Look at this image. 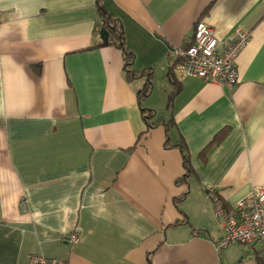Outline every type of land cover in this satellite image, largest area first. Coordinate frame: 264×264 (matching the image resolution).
I'll return each mask as SVG.
<instances>
[{"label": "crops", "instance_id": "0c3cea01", "mask_svg": "<svg viewBox=\"0 0 264 264\" xmlns=\"http://www.w3.org/2000/svg\"><path fill=\"white\" fill-rule=\"evenodd\" d=\"M103 2L143 77L127 78L117 45L91 48L102 41L97 0H0V264L34 254L64 264H259L264 242L222 245L209 188L230 209L264 186V0ZM199 20L220 49L235 30L252 33L236 86L182 74L175 50ZM151 73L153 89L166 85L165 113L146 99L153 89L139 96ZM141 107L163 119L147 138Z\"/></svg>", "mask_w": 264, "mask_h": 264}, {"label": "built area", "instance_id": "2783aa9c", "mask_svg": "<svg viewBox=\"0 0 264 264\" xmlns=\"http://www.w3.org/2000/svg\"><path fill=\"white\" fill-rule=\"evenodd\" d=\"M252 33L237 29L229 44L219 48V39L214 29L204 20L196 24L192 41L175 50L180 63L179 68L185 76H196L208 81H216L226 87H234L240 82L237 58L240 52L250 43ZM209 196L216 200L215 213L221 219L224 238L222 245L238 242L255 245L264 242V186H254L250 193L228 209L217 200V193L209 188ZM72 243L79 241L73 233L68 239ZM28 264H64L57 258L43 254L31 255Z\"/></svg>", "mask_w": 264, "mask_h": 264}, {"label": "trees", "instance_id": "16d2710c", "mask_svg": "<svg viewBox=\"0 0 264 264\" xmlns=\"http://www.w3.org/2000/svg\"><path fill=\"white\" fill-rule=\"evenodd\" d=\"M97 4L99 7V12L102 16V23L97 26V29H100L99 30L100 38L102 39V37H101V30L102 29H106V31H108L109 37H108L107 42H105L102 39V41L99 42V44L94 45L91 48H94L95 46L105 45V44L117 45L118 47H120V49L124 53V57H125V61H126L125 70H126L127 78L132 79V78H137V77H143L145 72L144 73L143 72L137 73L132 69V65H133V61H134V53L130 50V48L128 47V45L126 43V32H125V29H124L122 22L118 18H116L112 13H110L108 11L103 0H97ZM175 66H176V64L171 66V70L169 73V76L171 77V80L174 82V84L176 83V80L174 78ZM150 70L152 72V69H150ZM152 89H153V80H152V73H151V74L147 75L144 85L139 90L140 98L142 99L144 97L149 96L152 92ZM179 90H180V88L177 87L176 90H174L173 93L170 95L169 103H168L169 107L172 105V103H173L176 95L178 94ZM141 110L143 113V117L147 123V130L141 134V137L147 138L151 133V129H153L156 125L162 124L163 119H157L155 110L152 108L141 107ZM154 119H156V120H154ZM166 125H169V124L166 123ZM227 132H228V129H224V130L220 131L215 136V138L204 148V150H203V156L204 157L206 156L207 151L212 146H214L216 144H220L223 141ZM173 146L174 147L177 146L182 150V152H186V147L183 143L174 144ZM184 164H185V167L187 170L186 171V176H187L189 174V172L191 171V165L189 164V158L186 155V153H184ZM179 200H181V199H179ZM257 260H258L259 264H264V255H262L261 252H257Z\"/></svg>", "mask_w": 264, "mask_h": 264}, {"label": "rangeland", "instance_id": "374dc122", "mask_svg": "<svg viewBox=\"0 0 264 264\" xmlns=\"http://www.w3.org/2000/svg\"><path fill=\"white\" fill-rule=\"evenodd\" d=\"M157 84L158 85H155V88L153 89V93L151 94V96H149L146 99H151L150 102H152L154 104V109L156 111H159L161 114L162 112L165 113L167 110L165 107L167 104L166 103V95H167L166 85L164 83H157Z\"/></svg>", "mask_w": 264, "mask_h": 264}, {"label": "water", "instance_id": "95a60500", "mask_svg": "<svg viewBox=\"0 0 264 264\" xmlns=\"http://www.w3.org/2000/svg\"><path fill=\"white\" fill-rule=\"evenodd\" d=\"M101 37L105 42L108 41L109 33L108 31H106V29L101 30Z\"/></svg>", "mask_w": 264, "mask_h": 264}]
</instances>
